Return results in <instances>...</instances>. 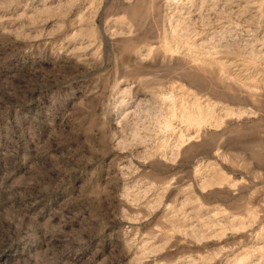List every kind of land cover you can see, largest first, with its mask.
<instances>
[{
    "label": "rangeland",
    "instance_id": "374dc122",
    "mask_svg": "<svg viewBox=\"0 0 264 264\" xmlns=\"http://www.w3.org/2000/svg\"><path fill=\"white\" fill-rule=\"evenodd\" d=\"M0 264H264V0H0Z\"/></svg>",
    "mask_w": 264,
    "mask_h": 264
},
{
    "label": "clouds",
    "instance_id": "9594fccd",
    "mask_svg": "<svg viewBox=\"0 0 264 264\" xmlns=\"http://www.w3.org/2000/svg\"><path fill=\"white\" fill-rule=\"evenodd\" d=\"M125 92H128V89H125ZM170 98V96L164 97V99ZM139 108L140 105H137L136 109H134L131 114L136 115L139 112ZM128 117L129 112H124L123 114H121L115 121L116 126L118 128H121L127 121ZM211 119L212 114L210 110L208 115L204 118H200L199 116L191 117L186 115L177 116L173 114L167 118L169 125L167 130L159 127H147L145 128V132H147L148 135L131 141L125 151L134 150L139 146L142 147L144 151L149 153L147 157L142 158L143 163L146 164L149 161L158 159L160 161H163L165 164L171 163L175 165L179 159V155L177 154L176 150L172 149V156L166 157V151L171 149L169 148V142L172 139V136L176 134H178V136H182V140L179 143L175 142L177 149L181 147V145H188L192 141H199L201 139L202 129L217 128V124L211 123ZM181 128H183V131H181ZM157 137H161V139L157 140ZM171 183L172 181L169 180V184ZM145 218L147 219V216Z\"/></svg>",
    "mask_w": 264,
    "mask_h": 264
},
{
    "label": "bare ground",
    "instance_id": "6f19581e",
    "mask_svg": "<svg viewBox=\"0 0 264 264\" xmlns=\"http://www.w3.org/2000/svg\"><path fill=\"white\" fill-rule=\"evenodd\" d=\"M173 0H167V3L172 2ZM178 42V41H177ZM184 115V114H183ZM188 115V113L186 114V116ZM202 118V117H201Z\"/></svg>",
    "mask_w": 264,
    "mask_h": 264
}]
</instances>
